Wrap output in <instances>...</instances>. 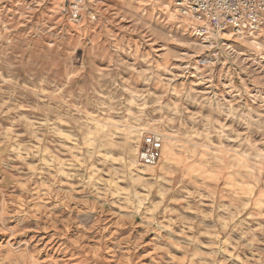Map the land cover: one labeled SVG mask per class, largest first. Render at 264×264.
I'll return each instance as SVG.
<instances>
[{
    "label": "rangeland",
    "instance_id": "1",
    "mask_svg": "<svg viewBox=\"0 0 264 264\" xmlns=\"http://www.w3.org/2000/svg\"><path fill=\"white\" fill-rule=\"evenodd\" d=\"M63 1L0 0V264H264V39Z\"/></svg>",
    "mask_w": 264,
    "mask_h": 264
},
{
    "label": "built area",
    "instance_id": "2",
    "mask_svg": "<svg viewBox=\"0 0 264 264\" xmlns=\"http://www.w3.org/2000/svg\"><path fill=\"white\" fill-rule=\"evenodd\" d=\"M84 1L68 0L69 10L74 17L80 15ZM165 1L171 3L179 15L191 21L195 36L210 47L227 44L230 36L241 38L249 35L264 39V0ZM208 62L206 57L200 59L202 65ZM161 148L162 138L159 134L152 132L144 135L138 155L140 163L154 165L160 157Z\"/></svg>",
    "mask_w": 264,
    "mask_h": 264
},
{
    "label": "bare ground",
    "instance_id": "3",
    "mask_svg": "<svg viewBox=\"0 0 264 264\" xmlns=\"http://www.w3.org/2000/svg\"><path fill=\"white\" fill-rule=\"evenodd\" d=\"M161 151H162V149H161Z\"/></svg>",
    "mask_w": 264,
    "mask_h": 264
}]
</instances>
